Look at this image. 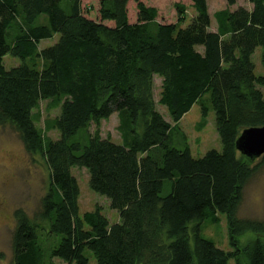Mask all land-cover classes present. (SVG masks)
<instances>
[{
    "label": "trees",
    "instance_id": "1",
    "mask_svg": "<svg viewBox=\"0 0 264 264\" xmlns=\"http://www.w3.org/2000/svg\"><path fill=\"white\" fill-rule=\"evenodd\" d=\"M129 1L99 0L93 20L81 0H0V127L13 128L48 171L38 211L14 213L12 264H89L87 252L96 264H264V222L239 216L264 154L250 161L235 148L243 130L264 126V0L216 12L213 29L206 0H190L195 14L186 23L184 5L175 4L170 24L156 22L157 10L141 0H132L130 21ZM6 56L19 65L7 69ZM207 94L221 150L195 158L178 123ZM42 101L58 114L39 129L32 111ZM113 114L119 143L98 131ZM73 168L87 171L116 223L99 206L80 212ZM222 215L229 250L202 234Z\"/></svg>",
    "mask_w": 264,
    "mask_h": 264
},
{
    "label": "rangeland",
    "instance_id": "2",
    "mask_svg": "<svg viewBox=\"0 0 264 264\" xmlns=\"http://www.w3.org/2000/svg\"><path fill=\"white\" fill-rule=\"evenodd\" d=\"M147 7H153L157 10L158 16L156 22L175 23L177 13L174 5L179 3L184 5L186 12V22L195 14L190 0H141ZM208 13L211 18V28L215 27L214 14L225 9L232 10L237 6L251 9V5L246 1H236L235 6H228L225 0H206ZM99 0H81L82 12L90 19L98 20ZM135 3L132 0L128 3V16L130 21H135ZM57 36L51 40H44L39 44V48H46L57 41ZM262 49L257 48L252 60L256 65L255 73L260 75L262 68L260 64V55ZM4 66L9 69L19 65L20 61L9 56L3 59ZM154 99L158 102L161 87V79H153ZM200 104H204L208 109L205 120H202ZM48 101L39 103V107L32 111V114L39 119L36 121V127L43 129L46 119H52L58 114V109L49 108ZM158 112L169 122L170 117L166 108L157 104ZM205 121V122H204ZM118 118L117 114L111 115L108 120H103L99 125V133L102 138L109 137L113 142L119 143L120 136L117 132ZM178 128L186 136L192 155L197 158L203 156L208 150H221V143L215 129L214 112L209 100V94L202 98L200 103L192 106L178 123ZM90 131L94 132L92 125ZM46 135L56 139L58 134L50 131ZM258 159L256 160V162ZM72 175L76 178L80 195L78 199L80 212L92 211L96 206L102 209L103 214L108 218L110 224L117 222L118 214L111 210L108 200L91 191L88 186V173L83 168H73ZM48 171L43 160L38 155H32L26 152L19 139L18 134L10 126L0 127V264H12L11 237L15 226L14 213L16 210H22L28 217H32L40 207V200L47 190ZM241 218L255 219L264 222V165L259 172L252 178L244 189L243 202L239 210ZM221 221L218 225L204 223L202 234L211 239L216 246L223 250H229L228 228L225 216H220ZM251 235L240 239L243 243ZM88 253L89 264H96L93 256ZM53 264H65L54 259ZM230 264H234L230 262Z\"/></svg>",
    "mask_w": 264,
    "mask_h": 264
},
{
    "label": "water",
    "instance_id": "3",
    "mask_svg": "<svg viewBox=\"0 0 264 264\" xmlns=\"http://www.w3.org/2000/svg\"><path fill=\"white\" fill-rule=\"evenodd\" d=\"M235 148L250 161L259 159L264 154V126L243 130L236 139Z\"/></svg>",
    "mask_w": 264,
    "mask_h": 264
},
{
    "label": "crops",
    "instance_id": "4",
    "mask_svg": "<svg viewBox=\"0 0 264 264\" xmlns=\"http://www.w3.org/2000/svg\"><path fill=\"white\" fill-rule=\"evenodd\" d=\"M118 218V217H117ZM117 221H118V219H117Z\"/></svg>",
    "mask_w": 264,
    "mask_h": 264
}]
</instances>
